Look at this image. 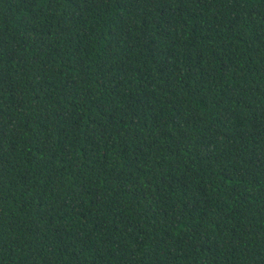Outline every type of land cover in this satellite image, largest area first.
I'll list each match as a JSON object with an SVG mask.
<instances>
[{"label":"trees","instance_id":"1","mask_svg":"<svg viewBox=\"0 0 264 264\" xmlns=\"http://www.w3.org/2000/svg\"><path fill=\"white\" fill-rule=\"evenodd\" d=\"M0 264H264V0H0Z\"/></svg>","mask_w":264,"mask_h":264}]
</instances>
